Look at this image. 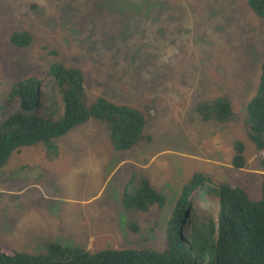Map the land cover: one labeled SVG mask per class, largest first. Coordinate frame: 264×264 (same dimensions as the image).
Segmentation results:
<instances>
[{
	"label": "rangeland",
	"instance_id": "obj_1",
	"mask_svg": "<svg viewBox=\"0 0 264 264\" xmlns=\"http://www.w3.org/2000/svg\"><path fill=\"white\" fill-rule=\"evenodd\" d=\"M16 30L32 35L30 46L11 43ZM263 63L264 19L251 11L248 0H0L3 115L18 108L17 103H9L16 82L39 78L42 91L54 96L48 72L56 64L82 71L91 102L103 97L142 112L146 105L153 107L148 124L153 142L135 149L132 158L137 151L155 157L144 172L167 198L166 206L126 214L115 238L78 242L81 248L91 244L88 251L92 253L114 247L163 252L176 201L195 173L215 184L240 186L252 200H261L264 170L247 136L245 121ZM226 95L239 123L203 121L198 105ZM109 134L106 125L92 120L55 140L54 147L40 144L19 149L11 166L18 161L35 167L43 158H77L61 160L48 176L42 171V181L30 185L46 190L54 214L62 222L69 220L60 206L65 203L57 204L55 199L77 202L84 196L90 201L84 207L88 219L92 213L104 212L117 198L122 177L115 169L120 158L128 160L126 152L112 148ZM238 141L245 144V165L240 170L233 165ZM128 161L125 171L121 170L126 179L129 169L136 167ZM111 172L116 174L110 177ZM15 175L22 173L0 171V240L9 249L39 254L46 243L25 242L16 233L23 230L31 214L25 212L31 207L28 194L16 197L1 192L27 186L14 183ZM67 205L73 213L82 208L80 203ZM195 205L200 215L209 213L204 201L197 199ZM130 222L139 225L138 234L128 229ZM28 245L32 250H19Z\"/></svg>",
	"mask_w": 264,
	"mask_h": 264
},
{
	"label": "trees",
	"instance_id": "obj_2",
	"mask_svg": "<svg viewBox=\"0 0 264 264\" xmlns=\"http://www.w3.org/2000/svg\"><path fill=\"white\" fill-rule=\"evenodd\" d=\"M248 6L264 19V0H248ZM10 41L25 48L33 38L28 31L16 30ZM48 75L54 84V96L42 91V80L28 78L12 87L9 103H17V110L3 115L4 108H0V169L17 150L40 144L54 147L55 140L92 120L109 128L110 143L116 152L152 144L153 137L148 131L152 105H146L142 112L103 97L91 102L84 75L78 68L56 64ZM246 109L247 136L264 170V63L256 95ZM197 112L206 122L239 123L227 95L202 101ZM234 150L233 165L237 170L243 169L245 144L236 142ZM262 192L261 200L254 201L240 186L215 184L204 174L195 173L176 201L163 252L130 248L92 253L81 247L50 242L42 253L30 254L0 243V264H264V183ZM197 199L206 203L207 215L197 212ZM120 201L128 213H146L153 207L164 208L167 198L141 171L132 167L121 189ZM128 229L134 234L140 232L136 222L130 223Z\"/></svg>",
	"mask_w": 264,
	"mask_h": 264
},
{
	"label": "crops",
	"instance_id": "obj_3",
	"mask_svg": "<svg viewBox=\"0 0 264 264\" xmlns=\"http://www.w3.org/2000/svg\"><path fill=\"white\" fill-rule=\"evenodd\" d=\"M138 148H140V146L128 151H123L126 152V157L129 161L126 160V158H120V163L115 169V172H119V175L122 177V181L117 188V198L114 199L110 206L104 207V212L101 210L96 213H92L88 219H85L84 207L89 205L90 201H86L84 196H82L77 202L69 200L68 198L57 197L55 199L57 204L65 203V205H60L64 208V213L69 218V220L64 222L60 221V219L54 214L55 210L54 206H52L53 201L49 198V194L46 190L38 185L33 186L30 184L34 183V181H42V171H47L48 176L49 170L54 169L61 160L64 161L71 159V161H73V159L77 158H49L47 160L43 158L44 161L38 162L35 167H32V165L26 166V164H22L19 161L17 164L11 166L13 161V157H11L8 164L4 168L0 169L1 173L6 175L13 174L14 172L22 173L21 176H13V182H22L27 184V186H24L23 188L22 185H18L16 189L14 188L12 191L3 190L1 192L8 193L16 197H22L28 194V202L31 204V207L27 206L25 209V212L28 213L31 211V214H28V217H26L27 221L23 226V230H17L16 233L18 234V237L28 243L45 244L54 242L70 247H80L78 242L81 241H88L90 243L97 240L105 241L110 238H115L117 236L116 232H118L117 228L122 224V218L125 217L126 214L130 215L124 210L120 201L121 189L129 177L128 174L126 179L121 170L125 171L124 166L128 161V163L132 166H136L137 169L145 175L144 171L148 168L150 160L152 161V159L155 158L153 155L150 156L147 152L142 153V151H137L136 158H132L135 154V149ZM137 158H140V161H138ZM143 158H146V161L141 162L143 161ZM81 159L83 161H88V158ZM32 169L35 172L29 175L28 172ZM115 172H111L110 177H113L116 174ZM48 203H51V205L49 206ZM68 203H80L82 208L78 212L73 213L70 206L67 205ZM22 212L24 213V211ZM130 223H128V226ZM16 227L18 229L19 225H16ZM84 237H86V239L82 240ZM0 242L3 243L1 240ZM31 248L32 247L28 245L27 247H23L19 250H32ZM84 248L91 251L92 245L89 244ZM114 249L119 248L114 247Z\"/></svg>",
	"mask_w": 264,
	"mask_h": 264
}]
</instances>
